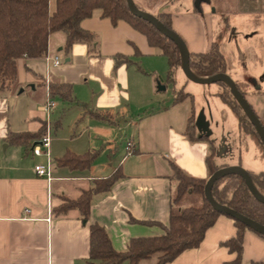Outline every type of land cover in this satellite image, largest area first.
<instances>
[{
	"label": "crops",
	"instance_id": "crops-1",
	"mask_svg": "<svg viewBox=\"0 0 264 264\" xmlns=\"http://www.w3.org/2000/svg\"><path fill=\"white\" fill-rule=\"evenodd\" d=\"M222 2L225 6L233 5L234 12L243 16L241 19H248L252 13L264 14V0ZM194 7L195 12L191 8H185V12L172 14L168 6L159 5L155 1L149 10L144 11L152 15L159 12L170 13L172 26L175 27L181 21L180 26L176 27L188 50L203 52L215 39L216 32L222 33L220 41L223 39L226 34H223V30L226 28L222 30V24L214 10L209 12L200 5ZM221 14H225L224 11ZM80 25L96 33L97 42L94 46L74 43L66 53L63 51L64 34L52 33L45 56L22 57L17 60V88L0 96V143H7L5 151H8L9 146L16 145L12 158L9 157L11 160H3L0 150V264H92L88 260L89 229L77 210H69L61 216L48 213L47 179L34 172V165L46 163V155L32 154V146L26 148L6 140L9 132H37L44 126L45 112L40 107L46 102V76L49 82L69 84L74 98L67 104L82 107L90 122L100 120L103 124L94 127V134L98 135L94 141L91 140L89 129H86V134L80 132L76 139L59 132L51 135L49 155L53 178L50 180V211L53 203L58 201V194L75 198L82 188L90 185L92 179L106 177L119 168L121 177L111 188L92 196L89 221L103 225L113 247L123 249L130 237L160 232L157 226L144 225L130 218L167 223L170 197L175 188L174 182L168 178L171 172L169 160L188 175L208 177L205 163L209 152L208 142L188 140L183 133L190 111L188 100V104L185 101L173 104L171 100L169 104L163 103L159 109L146 113L137 125L136 137L129 139L133 146L131 151L126 149L128 141L121 155L112 157L109 149L108 162L97 161V158H102L100 153L103 145L108 143V137L103 136L107 133L105 121H113L111 113L119 109L121 97L125 96L124 90L129 84L126 67L124 64H116L115 55H134L132 43L136 44L140 54L143 51L153 53L154 47L149 46L145 36L124 20L112 25L108 18L94 14L83 19ZM245 31L249 35L254 33L264 37V31L259 33L258 29L245 28ZM53 56L62 57L65 63L62 64L61 61L56 66L51 65ZM239 60L243 61V56ZM244 65L247 70V64ZM176 73L183 74L181 68ZM226 73L229 74V71ZM251 73L248 72L247 77L241 71L237 72L239 80L246 84L244 91L247 101L261 115L264 112V56ZM24 83L28 89L23 88ZM154 83L155 78L152 86ZM218 91L215 92L216 95ZM54 99L57 105L50 114L51 119L52 116L55 118L60 102V99ZM58 125L59 122L54 121L53 128ZM43 131L44 127L32 145L36 144ZM68 140L77 141L68 146ZM89 149H98L99 152L85 170L55 165V158L65 150L83 153ZM260 153L258 149V156L264 158ZM21 154L25 156L21 157ZM27 155L30 157H26ZM231 163L236 164L235 161ZM252 165L254 163L250 162L243 167L254 171ZM234 233L233 220L219 215L205 231L197 247L182 251L167 264H224L235 254L230 253L220 242ZM156 258L157 254H153L150 258L141 259L138 264H154ZM252 262H264V238L246 230L242 263Z\"/></svg>",
	"mask_w": 264,
	"mask_h": 264
},
{
	"label": "trees",
	"instance_id": "trees-1",
	"mask_svg": "<svg viewBox=\"0 0 264 264\" xmlns=\"http://www.w3.org/2000/svg\"><path fill=\"white\" fill-rule=\"evenodd\" d=\"M52 4L51 0H0V96L9 94L17 88V60L22 57L45 56L48 39L52 33L58 31L64 33L63 51L66 53L74 43L95 44L97 42L96 33L86 30L80 25L83 19L94 14L108 18L112 25H115L119 20H124L143 34L149 46L156 48L166 58L168 68L165 82H175L174 75L177 69L181 68V55L178 46L156 29L152 23L133 15L125 0H52ZM194 9L196 10L195 7ZM155 16L165 26L174 30L170 13L159 12ZM221 37L222 33H218L206 51H189V67L193 73L200 76H210L227 71V62L220 48ZM132 46L133 54L139 55L140 51L136 44L132 43ZM115 59L116 64L131 61L121 54L115 55ZM217 84L220 86L217 95L234 113L239 131L255 141L261 155L264 156V146L261 139L228 86L222 81L217 82ZM48 89L52 98L66 102L73 101L72 88L67 83L50 81ZM239 90L245 95L244 90L240 88ZM186 100L190 102V111L183 133L188 140H205L208 142L209 152L205 163L209 176L216 169L228 164L216 163L214 158L216 154L215 144L206 134L196 132L192 95L181 88L174 90L173 104ZM257 116L264 127V112L261 115L257 114ZM42 129L43 125L37 132H9L6 140L28 148L32 146L34 139L41 134ZM98 152V149H89L83 153L65 150L55 158V165L85 170L90 166ZM169 167L171 172L168 178L174 182L175 188L170 197L167 223L151 219L130 218L132 221L144 225L157 226L160 228V232L130 237L123 249L113 247L110 236L103 225L96 221H89L92 196L106 192L111 188L116 180L121 177L119 168L106 177L92 179L90 185L82 188L75 198L58 194V201L53 203L51 212L55 216H61L69 210H77L79 217L89 229L88 260L92 264H121L123 262L138 264L141 259L150 258L153 254H157L154 264H167L182 251L197 247L202 241L205 231L214 224L217 217L225 215L233 220L235 233L220 244L225 246L230 253H234L235 256L225 261L224 264H243L244 234L246 230H253L230 215L215 210L210 205L204 197V184L207 178L188 175L171 160H169ZM248 172L254 186L264 195V170H248ZM189 191L201 196L199 205H181L182 198ZM211 193L217 202L225 204L264 225V203L255 199L240 175L230 173L220 177L214 182ZM253 232L264 238V235ZM252 264H264V262H252Z\"/></svg>",
	"mask_w": 264,
	"mask_h": 264
},
{
	"label": "rangeland",
	"instance_id": "rangeland-1",
	"mask_svg": "<svg viewBox=\"0 0 264 264\" xmlns=\"http://www.w3.org/2000/svg\"><path fill=\"white\" fill-rule=\"evenodd\" d=\"M155 1H158L159 5L168 6L172 14L185 12V8H191L193 12L196 11L194 9L195 0H134L142 10H149ZM209 1L208 3L201 1L200 6L209 12L214 10L218 14L219 22L222 24V30L227 26L223 30V34H226L220 41V48L226 56L227 70L231 78L240 89L245 90L246 84L239 80L238 70L248 77L259 66L264 56V37L254 33L249 35L248 31H245V28L258 29L259 33L263 32L264 14L252 13L249 17L247 16L248 19H241L243 16L234 12L233 5H222V0ZM228 1L230 2L232 0ZM221 11H224L225 14H221ZM180 23L181 21L176 26H180ZM176 26H173L174 30L181 35ZM57 33H60V35L64 34L61 31ZM216 33L218 34V32ZM153 49V53L143 51L138 56L125 54L124 56L128 57L131 61L117 64H124L126 67L129 84L124 90L125 96L121 97L119 109L111 113L113 121H105L107 124V128L105 127L107 133L103 136L108 137L106 139L108 143L103 145L104 147H102L103 149L100 153V157L102 158H97L99 159L97 161L108 162L107 155L110 153L109 149L112 151V157L121 155L129 139L136 137L137 125L146 113L159 109L163 103L169 104L173 98L174 90L181 88L192 95L195 118L203 116L204 121L208 125L207 131H209V138L216 146L214 158L217 163L225 162L233 165L231 162L235 161L236 164L241 162L240 164L245 166L252 162L254 165L251 168L254 171L264 170V158L257 154L259 149L257 143L248 135L239 131L234 113L215 94L220 89L219 84L194 82L188 79L183 72V74L175 73L174 83L165 82L168 68L166 58L156 48ZM240 56H243L245 63L239 60ZM60 59L62 61L61 63L64 64L63 58L61 57ZM244 64H247V70ZM154 78L155 83L152 86V80ZM158 85H164V88H158ZM22 86L24 89H28L26 83ZM58 103L55 118L53 116L52 119L50 118V137L59 132L61 135H66L67 137L73 136L76 139L80 132L86 134V129H89L91 131V140L94 141L97 138L98 135H95L94 127L103 125L100 120L97 121L94 118V121L97 122H90L87 114H85L87 112L82 107L74 104L68 105L67 102L61 100ZM185 103L188 104L187 101ZM55 119L59 122L57 128H53V123L54 121L56 122ZM76 141L68 140L66 145L72 146ZM6 145V142L0 143V150L3 155L2 159L11 160L9 157L12 158L13 148L16 145L9 146L8 151H5ZM24 156L25 154H21V157ZM26 157L30 156L27 155ZM200 203L201 196L193 193L184 195L181 201V205L184 206H197ZM122 264H126V262Z\"/></svg>",
	"mask_w": 264,
	"mask_h": 264
},
{
	"label": "water",
	"instance_id": "water-1",
	"mask_svg": "<svg viewBox=\"0 0 264 264\" xmlns=\"http://www.w3.org/2000/svg\"><path fill=\"white\" fill-rule=\"evenodd\" d=\"M125 1L128 5L130 12L133 15L145 19L150 23H152L156 29H158L162 34H164L169 39H171L178 46L181 55V69L184 75L188 79L202 84L217 83L219 81L226 83L233 97L239 104L240 108L242 109L248 120L251 122V124L253 125L256 133L258 134L264 146V127L262 126L259 117L257 116L255 111L247 101L245 95L239 90L237 84L231 78V76L226 72H220L206 77H202L200 75L193 73L189 67V50L183 38L175 30L165 26L155 15H152L140 9L136 5L134 0H125ZM201 1L202 0H195V6L199 7ZM65 60L67 61L68 59L66 58ZM158 88L163 89L164 85H158ZM207 126L208 125L204 121L203 116H198L195 118V127L196 130L199 132V134H206L207 136H209V131H207ZM230 173H236L240 175L242 177L243 182L245 183L249 191L252 193V195L255 197V199L264 203V195H262L254 186L248 170L245 169L240 164H233V165L228 164L222 166L216 169L211 175H209L204 184V197L207 199V201L215 210L230 215L234 219H237L240 222L244 223L251 230L264 235V225L241 214L240 212H237L236 210L228 207L225 204H221L217 202L212 196L211 189L214 182L218 180L220 177ZM244 264H252V263H244Z\"/></svg>",
	"mask_w": 264,
	"mask_h": 264
},
{
	"label": "built area",
	"instance_id": "built-area-1",
	"mask_svg": "<svg viewBox=\"0 0 264 264\" xmlns=\"http://www.w3.org/2000/svg\"><path fill=\"white\" fill-rule=\"evenodd\" d=\"M61 62V59L58 56H53L51 58V65H58ZM49 79L46 76L45 78V87H46V102L40 107L41 110L45 112L44 118V131L43 134L40 136L36 144L32 145L31 153L32 154H45L47 161L45 164H36L34 165V172L36 175L45 177L47 179V205H48V213L50 214V180L53 178L51 175L52 170V162L49 155V146H50V134H51V121H50V114L56 107L57 103L54 98L51 97L48 89ZM132 143L131 141L128 142L126 149L128 151L132 150ZM50 218H47V220Z\"/></svg>",
	"mask_w": 264,
	"mask_h": 264
}]
</instances>
